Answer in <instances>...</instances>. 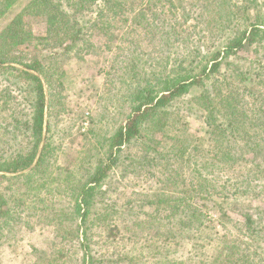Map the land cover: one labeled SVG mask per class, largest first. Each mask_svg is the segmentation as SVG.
<instances>
[{"label":"rangeland","instance_id":"rangeland-1","mask_svg":"<svg viewBox=\"0 0 264 264\" xmlns=\"http://www.w3.org/2000/svg\"><path fill=\"white\" fill-rule=\"evenodd\" d=\"M28 1L20 0L21 7L15 11L13 7L3 8L0 31ZM172 1L173 6L168 0H126L116 14L99 0L74 17L73 21L80 23L84 31L70 48L67 46L72 42L69 40L72 34H61L60 40L30 43L15 53L17 58L42 61L41 69L51 78V87L44 75L31 73L40 77L45 86L46 122L51 107L48 104L55 106L51 109H57V115L50 117L51 133L47 130L43 133L41 146L51 144L47 165L35 174L31 188H21L13 182L6 192L9 206L13 207L10 217L15 220L12 222L15 229L0 225V264H81V250L75 248L77 240L68 237L67 242H61L56 237V227L51 225L59 221L49 224L43 215L50 214L43 210L58 202L60 227L71 232L75 218L71 215L74 189L89 180L90 171L106 154V138L125 123L127 96L132 88L144 82L139 81L143 70L151 71L148 79H155L174 66V74L185 72L190 66L201 69L207 62L199 64L203 57L212 59L224 50L233 28L242 31L256 23L245 11L253 7V0H246L244 7L241 1L242 8L237 11L232 8L237 0ZM256 2L262 10L257 21L263 22L264 0ZM151 6L163 17L148 23L152 19L153 10L148 9ZM70 14L73 17L75 13ZM41 19L27 16L24 27L36 36L45 35L46 24ZM160 21L165 22L164 31L169 32L170 38L164 40L162 47L163 39L149 45L144 39L146 33L151 34L155 22L161 25ZM263 52L258 43L244 47L236 56L223 60L219 72L190 89L181 98L183 101L169 105L160 115L148 117V126L152 128L148 133L149 148L159 151L168 148L169 156L161 159L158 166L140 157L130 167L125 166L130 157L123 164L114 165L105 179V191L93 195V212L117 211L129 204L130 213L145 221L146 216L137 212H152V208L140 195L153 196L161 188L179 194L187 180L191 186L194 184L198 194L189 192L181 197L185 199L165 203L174 212L171 223L159 225L160 220L152 218L136 232H130L123 228V219L116 220V231L110 240L113 245H97L93 247L94 254H106L109 258L114 253V260L128 255L123 264H213L220 248L235 244L237 239L243 252L234 253L232 261L235 259L237 263L228 260L225 264H264V113H259L264 108ZM8 64L26 70L17 63ZM3 77L0 90L8 86ZM10 82L11 92L21 98V104L11 109L12 115L30 117L33 111L27 102L33 95L28 96L26 80L13 77ZM246 86L250 91H245ZM52 91L56 96L53 102ZM200 97L204 101L201 107L197 104ZM230 97L236 101L228 105L226 100ZM7 114L0 112V123ZM231 125L239 128L236 132L234 129L235 139L228 136ZM214 131L226 134L215 141ZM140 152L137 151V157ZM194 165L198 172H194ZM7 187L8 184L0 183L2 192ZM192 197L194 201L188 206L187 200ZM199 211L203 217H199ZM248 215L254 221L251 229L245 220ZM63 216L65 220L61 221ZM188 217L190 221H186ZM182 219L186 221L184 229L178 230L175 240L169 243L160 239V234L169 235L171 225L177 229L175 224ZM104 230V225L94 228L98 240H103L100 236H105ZM250 253L254 255L243 256Z\"/></svg>","mask_w":264,"mask_h":264},{"label":"trees","instance_id":"trees-1","mask_svg":"<svg viewBox=\"0 0 264 264\" xmlns=\"http://www.w3.org/2000/svg\"><path fill=\"white\" fill-rule=\"evenodd\" d=\"M19 1L20 0H0V15L5 6H7V9L13 7L14 11L17 10V8L21 7ZM96 1L99 0H64L63 2L60 0L59 3L52 0H29L22 7V10L14 15L13 18L9 19L6 26L0 31V77L4 76L3 79L8 85L5 90H0V112L5 115L8 113V116L3 118V121L0 123V183L8 184V187L3 190V192L0 190V225L4 224V228H11L12 231L15 229V226H12V222L15 220L10 217L13 207L9 206L6 192L10 189V186L13 185V182H16V185L21 186V188H27L28 186L31 188V186H33V177L35 174L37 175L40 173L41 169L47 165L46 161L48 154L51 152V144L50 142H47L43 147L41 146L43 142V133L45 130H47V133H51L52 122L50 117L52 116L53 118L57 115V109L55 111L51 109H54L55 106L52 107V104H48L51 107L50 110L48 109V122H46L45 110L47 109V95L45 92V86L40 77L31 73L38 72L44 75L46 82L51 87V78L41 69L42 61L38 58L26 60L23 56L17 58L15 53H17L21 47L30 43L36 44L44 41L48 43L52 40H60L59 37L61 34H72L71 38H69V40L72 39V42H69V45L67 46V48H70L77 39H80L81 33L84 31V27L80 23L73 21L74 17L76 18L80 15L82 10L91 8L89 7V4H93ZM100 1L104 2L106 7H110V12L118 14L117 11L121 6L123 7L122 3L126 0ZM241 1L243 4L242 6L244 7L246 0H237L232 6L233 10L237 11L242 8L240 6ZM168 2H171V5L173 6L174 2L172 0H168ZM251 3H254L253 7H247L245 11L251 19H255L256 23H251L242 31L233 28L230 31V34H228L224 50L218 52L212 59L204 60L203 57L199 64L204 61L207 62L201 66V69H197V67L191 68L190 66V68L185 69V72H177V74H174V66L167 74H162L160 77H155V79H148L147 77L150 76L149 74H151V71H148V69L143 70V78L139 81L144 82H140L137 86L132 88V91H130L127 96L126 108L128 113L126 114L125 123L113 136L106 138V154L100 157L99 162L94 169L90 171L91 175L89 180H87V182L81 187H78V189L73 188L75 193L73 194L75 205L71 215L75 218L71 232L69 229H63L60 227L58 202H54L50 208L47 206V208L43 210L45 212L47 211V214H50L48 216L43 215V217L49 219L47 220L49 224L55 220L59 221L57 224L51 225L56 227V237L59 238L61 242H67L68 237L72 238L69 240H77L75 248L77 247L81 250V264H108V262L112 264H123V262H126V260L129 259L128 255H120L114 260L112 259L114 257L112 254L114 253L109 254L108 258L106 254H94L92 252L93 247L97 245L107 244L109 247L113 245V243L110 244V240L113 236V232L116 231L115 229L117 226L114 224L116 223V220L123 219L125 223L123 228L130 232H136L137 229L143 227L146 220L152 218L159 219V225L163 222L171 223V218L173 217L174 212L171 208L165 206V203L168 201L173 202V200L180 201L185 199L181 197H185L184 195L189 192H195V195L198 194L196 193V190H194V184L191 186L190 180H187V182H183V190L179 191V194L175 193L174 190L161 188L160 191L153 196L140 195V198H145V203L151 205L149 207L152 208V212H143V210L137 212L146 216L145 221L140 220L138 216H133L134 213H130L131 207H129V204L123 206L124 209L117 211L100 212L97 210L98 212H93V210H95V200H93L95 196L93 195L97 192L105 191V179L108 178L114 165L118 166L119 163L123 164L126 157H130L129 164L125 165L126 167H130L135 162V158L138 159L140 157L144 161L149 160L150 162L151 160V162H154L158 166L161 159L169 156L170 152L168 148H163L162 151L149 148V142H151V140L149 139L150 137L148 136V133L152 129L151 126H148L149 122L147 120L149 118L154 114L160 115L161 110H164L169 105H174L177 102L180 103L183 101L181 98L188 94L190 89L199 86L205 79H209L213 74L219 72L222 61L231 56H236L238 51L244 47L253 46L258 43L259 45H262L264 49V28H262V26H264V21H257L259 20V14L262 10L259 9L260 5L256 0H253ZM153 6L148 7L150 11L151 9L153 10L151 16L152 19L147 18L148 23L154 22L157 19L160 20V18L163 17L162 14H159L158 11L154 10L156 8H152ZM181 6L185 8L184 5ZM71 11L75 13L73 17H71ZM230 13L236 15L235 12L231 11ZM139 15L140 14H138V16ZM27 16L41 17V21H44L46 24V34L36 36L32 31H28L24 27V19ZM138 16L135 17L136 21ZM147 17H149V15ZM73 22L76 23V25H74ZM160 23L162 24L159 25L155 22L151 34L148 32L146 33L147 37L144 39H146L145 42H149V45L152 43L155 44V42L159 43L158 41L163 39L161 40L162 42L160 45L162 47V44H165L164 40L168 41V38H170L169 32L164 31L165 22L160 21ZM75 31H77V35L74 36L73 32ZM184 61L185 60L182 61L183 65L185 64ZM255 61L258 62V60ZM8 63H17L26 68V70L13 67ZM180 67H182V65ZM13 77L25 79L26 83L24 84L25 86L28 85L27 87L29 90L28 96L33 95L32 98H28L27 102L33 111V114H31L30 117L24 116V114L15 117L11 113V109L21 104V98L18 97V94L11 92L12 83L10 81ZM244 89L245 91H250L248 86ZM16 90L18 93L17 88ZM203 96L209 98L208 95ZM50 97L53 102L56 98L53 91L50 93ZM201 98L203 97H200L199 101H197V104H199L200 107L204 104V101L201 102ZM235 101L236 99L231 97L226 100L227 104L229 103L228 105H231V103ZM238 106L240 105L237 104V107ZM54 113L56 114L54 115ZM259 113H264V108L263 110L261 109ZM24 117H26V119H24ZM162 121V123H164L163 125L166 126L165 120L163 119ZM234 129L235 132L239 130V128H235L231 125V135L228 136L235 139L233 136ZM225 134V131H214L213 135L216 138L215 141L220 140L222 138L221 135L225 136ZM175 139L176 138L173 140ZM48 140H50V138H48ZM175 141L181 142L180 139ZM132 148L133 151L130 153ZM140 150L141 152L137 157V151L139 152ZM126 152H128L127 155H125ZM175 152L176 151L174 150L173 153ZM262 152L264 153V150ZM193 168L194 172H198L199 168L197 165H194ZM28 171H30V173L26 174ZM192 201H194L193 197L192 199L187 200V205L191 206L190 202ZM195 212L197 213L198 211L195 210ZM199 217H203L201 211H199ZM189 219L191 220V218L188 217L186 221ZM63 220H65L64 216L61 217V221ZM245 220L246 224L250 225L251 229L252 226H254L252 216L248 215ZM185 222L182 219L180 220L181 226L180 224H175L177 229H174L171 225L168 232L169 235L163 236V234H160V239L169 241V243L171 240H175L179 232L178 230L184 229ZM100 225L105 226V236H100L103 240H98L93 232L94 228ZM234 243L235 244H226L222 246L216 262L214 261L213 264H225L228 260L232 261L235 252L241 254V252H243L240 247L241 242L236 239L234 240ZM59 253H61V251H59ZM253 255L254 254L251 255L250 253L243 256ZM134 260L135 259H132L131 262L133 263ZM162 261L163 260H160V262ZM234 261L235 259H233L232 262L237 263Z\"/></svg>","mask_w":264,"mask_h":264}]
</instances>
